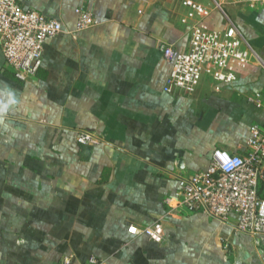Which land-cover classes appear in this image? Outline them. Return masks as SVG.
<instances>
[{
	"label": "crops",
	"instance_id": "1",
	"mask_svg": "<svg viewBox=\"0 0 264 264\" xmlns=\"http://www.w3.org/2000/svg\"><path fill=\"white\" fill-rule=\"evenodd\" d=\"M61 21L34 77L16 79L0 49V264H264V237L202 212L168 206L177 174L205 170L215 149L244 153L264 106V20L231 0H17ZM95 25L75 31V7ZM251 45L236 80L203 79L166 92L161 46L189 47L190 26L221 30L227 17ZM80 131L98 141H77ZM259 190L264 195V181ZM161 220L156 243L127 228Z\"/></svg>",
	"mask_w": 264,
	"mask_h": 264
},
{
	"label": "built area",
	"instance_id": "2",
	"mask_svg": "<svg viewBox=\"0 0 264 264\" xmlns=\"http://www.w3.org/2000/svg\"><path fill=\"white\" fill-rule=\"evenodd\" d=\"M242 10L258 11L264 20V0H231ZM190 8L188 16H205L208 10L201 4L185 0ZM75 31L95 25L90 9L80 4L74 9ZM227 17V16H226ZM61 21L38 10L23 7L17 0H0V49L5 65L20 81L34 77L41 67L43 43L62 32ZM163 57L171 64L164 90H180L191 94L203 79L216 84H230L236 80L229 69L230 61L248 63L255 57L249 42L228 19L221 30H208L195 22L189 30L187 51L177 52L171 44L161 46ZM264 65V62H261ZM248 100L264 106V89L255 91ZM77 141L83 144L98 141L97 135L80 131ZM244 153H229L215 149L205 170L177 174L178 188L173 198H166L168 206L189 212H202L222 223L236 219L233 228L245 233L260 246L264 237V197L259 184L264 181V123L249 129ZM131 235L144 234L156 243L164 239L161 220L138 228L129 225ZM91 263L97 261L90 258Z\"/></svg>",
	"mask_w": 264,
	"mask_h": 264
},
{
	"label": "rangeland",
	"instance_id": "3",
	"mask_svg": "<svg viewBox=\"0 0 264 264\" xmlns=\"http://www.w3.org/2000/svg\"><path fill=\"white\" fill-rule=\"evenodd\" d=\"M255 49L258 51V53H259L262 57H264V47L261 48V49H257V48L255 47ZM260 62H262V61L260 60ZM256 247L258 248V246H256Z\"/></svg>",
	"mask_w": 264,
	"mask_h": 264
},
{
	"label": "trees",
	"instance_id": "4",
	"mask_svg": "<svg viewBox=\"0 0 264 264\" xmlns=\"http://www.w3.org/2000/svg\"><path fill=\"white\" fill-rule=\"evenodd\" d=\"M259 185L262 186V183H260ZM258 192H259L260 197H264V195H262V194L260 193V190H259Z\"/></svg>",
	"mask_w": 264,
	"mask_h": 264
}]
</instances>
